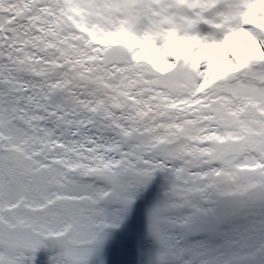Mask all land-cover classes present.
Returning <instances> with one entry per match:
<instances>
[{
    "label": "snow or ice",
    "instance_id": "snow-or-ice-1",
    "mask_svg": "<svg viewBox=\"0 0 264 264\" xmlns=\"http://www.w3.org/2000/svg\"><path fill=\"white\" fill-rule=\"evenodd\" d=\"M0 264H264V0H0Z\"/></svg>",
    "mask_w": 264,
    "mask_h": 264
}]
</instances>
